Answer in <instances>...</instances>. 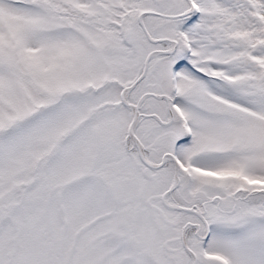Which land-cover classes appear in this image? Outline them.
<instances>
[{
    "label": "snow or ice",
    "instance_id": "6c2138e0",
    "mask_svg": "<svg viewBox=\"0 0 264 264\" xmlns=\"http://www.w3.org/2000/svg\"><path fill=\"white\" fill-rule=\"evenodd\" d=\"M0 264H264V0H0Z\"/></svg>",
    "mask_w": 264,
    "mask_h": 264
}]
</instances>
